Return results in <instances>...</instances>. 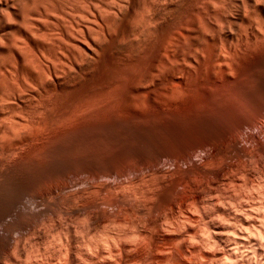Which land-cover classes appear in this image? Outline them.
Segmentation results:
<instances>
[{
    "label": "bare ground",
    "instance_id": "bare-ground-1",
    "mask_svg": "<svg viewBox=\"0 0 264 264\" xmlns=\"http://www.w3.org/2000/svg\"><path fill=\"white\" fill-rule=\"evenodd\" d=\"M114 1L110 0L108 4L111 6L107 5L113 15L117 12V2L115 4ZM165 1L146 0L140 11L137 10L139 7L136 8L133 22L131 20L132 35H128L130 40L125 43L129 42L132 46V49L128 47L133 50V57H138L144 50L149 51L150 62H147L142 73L135 74V83H138L137 89L140 88V92L136 90L139 94L136 92L138 95L135 94L136 97L134 95L130 99L133 97L135 100L140 96L137 104L132 103L126 109L124 102V110L114 106L118 100L123 103L120 100L126 98L122 96V99H117L112 104H108L109 99L105 100V105L100 103V98L96 100L99 102L91 103L89 100L90 103L80 107L73 100L78 105V108L74 106V111L71 107L72 112L68 113V110L64 114L66 109L62 112L58 108L57 112L55 107L50 112H62L63 115L60 114L61 117L56 120L50 118V113V119L45 117V111H49L47 103L52 102L50 98L58 95L59 90L63 92V88L66 90L65 86L77 83L88 72L85 68L87 63L93 58L94 61L98 59L100 37L107 35L98 33L102 27L107 30L105 26L95 22L98 18L86 19L80 23H75V20L73 25L69 23L72 19L65 24L66 21L62 22L64 17L60 21L58 12V18L54 13L59 10V15H62L61 12L67 8L65 3L59 4L60 0H36L31 7L30 4H26V8L21 7L18 11L20 16L17 12L14 14L17 16V20L12 21L13 24L16 23L15 27H10V22L6 27L8 32L0 38V141L7 154L6 160L3 158L0 163L9 166L12 164L10 169L14 167L16 172L13 180L9 181L10 184L4 183L11 185L15 191L6 186L9 192L6 194V189H3L5 186L2 187L1 184L0 191L4 190L5 193L0 192V196L6 194L8 197L13 191L14 201H11V206L14 202L15 207H19L24 196L29 197L28 201L21 200L27 202L28 206H22L23 214H19V218L15 216L17 208L15 214L12 211L16 220L14 222L18 226H13V223L11 227L19 229L20 226L28 235L29 228L33 226L35 229L40 224V219L45 217L44 213L47 212L44 211L49 208L51 211L48 213L54 219L59 218L55 223L51 222L53 226L49 224L51 229L67 233L76 229L80 233L78 237L86 239L85 244L80 245L78 242L80 248H84L81 249L84 251L82 255L78 252L82 258L61 247L65 253L58 254L65 259H61L63 263H59V260L54 264H264V191L260 190L256 194L254 188L258 187L248 179L250 172L255 173L264 160V59L245 65V61L254 59L252 56L257 52H254L256 48L264 45V0H245L246 4H235L238 13L232 24H246L244 34L238 33V28L243 24L237 26V29L233 28V31L229 29L230 20L225 4H214L211 7L206 4L210 8L205 13L212 16L213 20H210L211 17H203L208 27L205 32L200 30L198 18L192 19L195 15H190L193 17L190 20L188 18L189 22L184 26H174L171 15L168 14L177 4H172L169 0L170 4L164 3ZM59 5H64L65 8L61 9L63 7ZM230 8L233 9V6ZM246 9L249 16L245 15ZM81 10L84 11L83 8ZM81 12L79 14L83 16L81 14L85 11ZM67 13L64 10L63 14ZM100 14L102 15L100 12L95 15L101 18ZM116 18L118 19L117 14ZM105 19V24L114 28L111 25L114 24V18ZM9 20L2 22L4 28V23H9ZM127 25L126 23L125 26ZM119 26L124 27L123 24H119L118 28ZM128 27L126 29H131V26ZM169 27L173 29L170 34L167 33L171 31H168ZM113 37L109 38L108 35V39ZM101 49L98 50L104 52L105 48ZM100 53L98 54L101 55ZM119 61L121 62L120 59ZM91 63L94 64L93 61ZM88 68L90 71L89 66ZM143 69L144 67L141 70ZM223 77L230 78L227 81L228 88H224L221 82ZM251 81H255L252 82L255 86L250 85ZM112 92L108 94L112 95ZM98 95L100 97L101 94ZM82 97L85 98L84 95ZM85 99L89 102L87 95ZM130 99H126L128 106ZM119 102L118 106L123 105ZM256 125L262 128L260 133L251 132ZM248 128L250 132L246 131ZM6 168L8 169L5 166ZM245 168L248 169L247 173ZM249 168L251 170L248 173ZM5 172L2 174L0 171L2 178ZM240 174L242 176L238 178L237 175L240 177ZM109 178L112 180L108 181ZM228 184L229 187L233 186L232 189H227ZM242 189L248 190L247 193ZM6 197L3 196L4 199ZM7 199L0 200L4 201L2 204L6 202V208V204L10 202ZM16 201H19L18 205H15ZM20 210L18 208V212ZM8 212L10 214L11 211ZM3 213H0V217ZM62 216L68 220H81L77 219L79 223L74 221L79 224L76 225L72 223L73 220L61 221ZM46 218L48 220L47 215ZM42 220L43 218L41 222ZM4 225L3 222L2 226ZM107 225H112L110 228L113 231L105 233L106 228L101 226ZM99 227L103 228L102 234L108 236L105 239L101 236L98 240L102 242H98L102 244L97 242L99 245H94L92 237L95 234L92 231ZM98 231L95 230V233H99ZM19 232H16L17 235ZM44 233L47 237L50 235ZM102 234H97L94 241ZM8 235L7 238L14 239ZM51 235L49 237L57 240L53 239L56 244L62 242L64 245L61 246L76 250L72 241L74 238L70 234L61 236L62 241L57 239L59 237L55 238L57 234L54 237L53 233ZM52 239L50 238V244L54 242ZM5 241H2L3 245H7ZM28 242L25 240V244L21 241L22 246H30ZM8 243L11 246L14 244L11 240ZM42 243L38 245L42 246ZM92 245L97 247L94 249ZM7 249L9 250H3ZM22 249L20 253L25 251ZM40 252L51 251L48 249ZM29 255L31 254H28V258L26 255V260L24 255L23 260L30 261L31 256H36L33 254L29 258ZM38 255L36 257L40 262L42 256L39 258ZM36 257L31 258V262L37 261ZM46 257L43 258L47 259ZM7 258H11V255L7 254ZM4 259L2 257L3 264ZM50 260L46 263L49 264ZM28 262L23 263L29 264Z\"/></svg>",
    "mask_w": 264,
    "mask_h": 264
},
{
    "label": "rangeland",
    "instance_id": "rangeland-1",
    "mask_svg": "<svg viewBox=\"0 0 264 264\" xmlns=\"http://www.w3.org/2000/svg\"><path fill=\"white\" fill-rule=\"evenodd\" d=\"M29 0H0V38L1 37H3V36H5L6 34H5V32H8L7 30H8V28H6V27H8V25H10V22H11V25H14V26H11L10 25V27H15V25H16V23L15 24H13L17 19V16H15L14 14L16 13V14H18V16H20V14L18 13V11L21 9V7L22 8H26L29 4V6L31 7L32 5L31 4H34V3H36L35 1L36 0H34V1H32V0H30L29 2H28ZM31 1L33 2V3H31ZM62 1V2H61ZM115 1L117 2V4L115 3ZM114 1V3L117 5L116 6V10H117V12H116V14H117V17H118V19H120V20H118L117 18H116V14H114L113 15V11H110V10H108V9H110V7L109 6H111V5H109L108 3L110 2V0H60V2H59V4H63V3H65V5H66V7L67 8H65L64 7V5L62 6H60L59 5V7H63V8H61V9H64V10H66V12H68L67 14L69 15V16H67V14H63V12H64V10L61 12L62 13V15H59V10L58 11H56L55 10V15H56V17H57V13L56 12H58V19H62V17H64V19H65V17H68L67 18V20H64V19H60V21H62V22H64V21H66L65 22V24L67 23V22H69V21H72V19H73V21L72 22H69V23H71L72 25L74 24V21H75V23H80L81 21H85L86 19H93V18H95V20H96V18H98L95 22H97V23H99L100 25L102 24L103 26H105V28L107 29V30H105L103 27L101 28V29H99V31H98V29H97V31H98V33H103L104 35H106V37H104V39H103V37L101 36L100 38H101V40H100V42L101 43H99V44H101V45H99L98 46V48H97V58H96V56H95V59H97L96 61H94V58H93V60H90V62H94V64L93 63H91L90 64V62L89 63H87L88 65H86L87 67H85L86 69H88V72H87V70H85L88 74H90V75H86L87 73H85V75H82L81 76V78H79V80H78V82L80 81V83H75L74 85H71V86H65V88H66V90L67 89H69V90H64V88L62 89L63 90V92L61 91V90H59V92L61 93H57V92H55L54 94L56 95V93L58 94V95H56V96H52L49 100L50 101H52V102H48L47 103V109L49 110H47L48 112L46 113V111H45V117L46 118H49V115L51 114V115H53V116H51L50 115V118L51 119H54V120H56V119H59L62 115H63V113L62 112H64V114L65 113H67L66 111H68V113L69 112H72V111H70L72 108V110L74 111L75 110V108H74V106L76 107V108H78V105H79V107H80V105L81 106H83V105H85V104H87V103H90V101L89 100H91V103L92 102H95L97 99H99L100 100V103H102V104H106V102H105V100H108V101H110L108 104H112V102H114V101H116L117 99H122V97L123 98H126V99H130L131 98V96H134L135 94H139V90H140V88L139 89H137L139 86L137 85L138 83H135L136 82V80L135 79H137L136 78V76H135V74H137V75H139V73H137V72H140V73H142L144 70H145V66L147 67V62L149 63L150 62V55H149V51H142V53H140L139 54V58L138 57H133V50L131 51V49H132V46L130 45V43L128 42V43H125L127 40H130V35H132V33H131V30H132V23H131V20H132V22H133V15H134V13H135V10H136V8L137 7H139V9L137 8V10H139L140 11V9H141V7L143 6V4L145 3V1L146 0H143V1H141V0H115ZM119 1V2H118ZM125 1V2H124ZM170 2H172V4H177V5H175L174 7H173V14H172V12L171 13H169L168 15L170 16V18H171V23L172 24H174V26H179L180 24H181V26H184L187 22H189L188 21V18H189V20L191 19V17H193L194 15H195V17H193L192 19H197L198 21H199V26H200V30L201 31H205V32H207L206 30H208V27L206 26V24L204 23V20H205V18H209V17H211L212 19H210V20H213V17L212 16H210L208 13H205L211 6H214V4H215V6L217 5V6H219L220 4H225L226 6H227V9H226V13H227V11H228V14H229V16H227L228 17V19L230 20V23L232 24L233 23V20L235 21V18H236V16H237V14L236 13H238V11H237V9H236V7H234L235 6V4H246V3H244L245 2V0L243 1V0H238V1H236V0H234V2H233V0L231 1H228V0H176V2H175V0H169ZM178 1H179V3H178ZM183 1V2H182ZM194 1V2H193ZM219 1V2H218ZM122 2V3H121ZM124 2V3H123ZM131 2H133V3H131ZM135 2V3H134ZM137 2V3H136ZM188 2V3H187ZM221 2V3H220ZM222 2H224V3H222ZM226 2V3H225ZM105 3H107V4H105ZM164 3H168V4H170L169 2H168V0H166ZM197 3V4H196ZM208 3V5L210 6H206V4ZM233 3V4H232ZM21 4H23V6L21 5ZM26 4H28V5H26ZM69 4V5H68ZM183 4V5H182ZM185 4V5H184ZM107 5H109V6H107ZM121 5V6H120ZM125 5H126V8L128 9H126L125 8ZM133 5V6H132ZM140 5V6H139ZM142 5V6H141ZM189 5H190V7H189ZM194 5V6H193ZM198 5V6H197ZM231 5V6H230ZM107 6V7H106ZM186 6V7H185ZM201 6V7H200ZM206 7V9H205V7ZM233 6V9L232 8H230V7H232ZM30 7H28V8H30ZM59 7H57L58 9H60ZM70 7V8H69ZM87 8V9H85V8ZM109 7V8H108ZM117 7H119V8H117ZM122 7V8H121ZM183 7V8H182ZM200 7V8H199ZM209 7V8H208ZM56 8V9H57ZM84 9V11L83 10H81V9ZM135 8V9H134ZM174 8H175V10H174ZM191 8V9H190ZM196 8V9H195ZM203 10H202V9ZM208 8V9H207ZM230 8V9H229ZM60 9V10H61ZM90 10V12H89V10ZM178 9H179V11H178ZM193 9H195V10H193ZM229 9V10H228ZM236 9V10H235ZM134 10V11H133ZM137 10H136V12H137ZM205 10V11H204ZM232 10V11H231ZM80 11H82L81 13H87V15H85L84 13L83 14H81V15H83V16H80V14H79V12ZM120 11L122 12V13H120ZM174 11H176V12H174ZM190 11H192V13L190 12ZM199 11V12H198ZM204 11V12H203ZM231 13H230V12ZM237 11V12H236ZM248 11V9H246V11H245V15H248L249 16V12H247ZM249 11H251V10H249ZM22 12V11H21ZM102 13V15H101V18L100 17H97V15H95V14H98V13ZM178 12V13H177ZM180 12H181V14H180ZM198 12V13H197ZM235 12V13H234ZM247 12V13H246ZM119 13V14H118ZM256 13V12H255ZM3 14V17L1 16ZM53 13H51V15H52ZM176 14V15H175ZM206 14H208V15H206ZM228 14H226V15H228ZM231 14V15H230ZM233 14V15H232ZM14 15V16H13ZM51 15L49 14V16L51 17ZM63 15H65V16H63ZM121 15H123V16H121ZM130 15V16H129ZM182 15V16H181ZM186 15V16H185ZM190 15H193V16H190ZM196 15H198L197 17H196ZM236 15V16H235ZM4 16H5V18L7 17L8 19H10L9 20V23L8 22H5L4 24H5V28H4V25L2 24V22L3 21H8V19L6 18V19H4ZM53 16V15H52ZM102 16H103V18H102ZM112 16H114V17H112ZM173 16V17H172ZM175 16V17H174ZM180 16V17H179ZM190 16V17H189ZM233 16V17H232ZM15 17V19H13ZM42 17V16H41ZM41 17H40V19H41ZM53 17H55V16H53ZM56 17H55V19H56ZM109 17H111V18H114V20L112 19V21H114V24L113 23H111V25H113L114 26V28L113 27H109L110 26V24L108 25H106L105 23V21H103V19H105V18H109ZM130 17V18H129ZM177 17V18H176ZM179 17V18H178ZM203 17H205V18H203ZM233 19H232V18ZM132 18V19H131ZM173 18V19H172ZM175 18V19H174ZM2 19H4V20H2ZM79 19V20H78ZM100 19V20H99ZM101 19H102V21H101ZM123 19V20H122ZM181 19H183L184 21H186V22H184V21H182ZM186 19V20H185ZM1 20H2V22H1ZM98 20H99V22H98ZM105 20H107V19H105ZM129 20V21H128ZM173 20V21H172ZM12 21H14L13 23H12ZM115 21H116V24H115ZM117 21H119L118 23H117ZM128 24L127 26H125V22ZM201 21H203L202 23H201ZM101 22V23H100ZM7 23V24H6ZM18 23H19V19H18ZM17 23V24H18ZM104 23V24H103ZM130 23V24H129ZM204 23V25L203 26H201L202 24ZM229 23V25H228V27H231V28H229L230 30H235V29H233V28H236L237 29V26L238 27H240L239 25H242L243 23H237L236 25H234V24H230ZM122 25L123 24V28H122V26H119V28H118V25ZM177 24V25H176ZM184 24V25H183ZM115 25H117V26H115ZM131 26V29L129 28L130 26ZM109 27V28H107V27ZM129 26V27H128ZM233 26V27H232ZM235 26V27H234ZM244 26L247 28V26H246V24H243L242 26H241V28H238L239 29V32L238 33H240V32H242V34H244V31L243 30H246L245 28H244ZM126 27H128L129 29H126ZM171 27H173V26H171ZM243 27V28H242ZM115 28H118V29H116L115 30ZM201 28H203V29H201ZM207 28V29H206ZM102 29H104V31H102ZM110 29V30H109ZM123 29V30H122ZM169 29V30H168ZM167 30L168 31H170V27L168 28ZM4 30V31H3ZM110 32H112V33H110ZM112 30V31H111ZM128 30V31H127ZM114 31H116V32H114ZM128 32V33H127ZM173 32V29H171V31L170 32H167V33H172ZM100 34V35H103V34ZM106 33V34H105ZM124 33V34H123ZM131 33V34H130ZM111 34V35H110ZM116 34V35H115ZM165 34H166V32H165ZM169 34H166V35H169ZM3 35V36H2ZM108 35H109V38L110 37H113V35H114V37L113 38H111V39H108ZM122 35V37H120ZM129 35V36H128ZM129 37V38H127V37ZM125 37H126V39H125ZM105 38H107L109 41H107V39H105ZM131 38H132V36H131ZM121 39V40H120ZM105 40V41H104ZM114 41H115V45H114ZM123 41V42H122ZM102 42H104L103 44H102ZM106 42H107V44H106ZM121 42H122V44H121ZM108 43L110 44V45H108ZM113 44V45H112ZM129 44V45H128ZM118 45V46H117ZM124 45H126L127 47H125ZM101 46H102V49H101ZM104 46V47H103ZM123 46V47H122ZM128 46H130V48L128 47ZM264 46V45H263ZM263 46H260L259 48L257 47L256 48V50L254 51V52H256V53H254V55L252 56V57H254V59L252 60V58L250 59V60H247V61H245V65L247 64H250L252 61V63L253 64H255V63H257V61H259V62H261L263 59H264V47ZM122 47V48H121ZM125 47V48H124ZM101 49V50H103V48H105L104 49V52L103 51H100V50H98V49ZM127 48V49H126ZM260 48H261V50H260ZM263 49V50H262ZM114 51V52H113ZM123 53H122V52ZM131 51V52H130ZM259 51H261V52H259ZM100 52H102V53H100ZM106 52V53H105ZM116 52V53H115ZM98 53H100L101 55H99ZM258 53H259V55H258ZM123 54V55H122ZM257 54V55H256ZM103 55V56H102ZM102 56V57H101ZM124 56V57H123ZM263 56V57H262ZM130 57V58H129ZM148 57V58H147ZM117 58V59H116ZM122 58V59H121ZM129 58V59H128ZM132 58V59H131ZM257 58H259V59H257ZM119 59L121 60V62L119 61ZM256 59V62H254V60ZM262 59V60H261ZM126 60V61H125ZM98 61V62H97ZM140 61V62H139ZM96 62V63H95ZM133 62V63H132ZM135 62H136V64H135ZM247 62V63H246ZM120 63V64H119ZM93 64V65H92ZM252 64V65H253ZM92 67H91V66ZM123 65V66H122ZM133 65V66H132ZM251 65V64H250ZM88 66L90 67V71H89V68H88ZM94 66V67H93ZM134 66H135V68H134ZM141 67V68H140ZM144 67V69L143 70H141L142 68ZM94 68V69H93ZM130 69V70H129ZM92 70V71H91ZM132 70V71H131ZM92 72V73H91ZM130 72V73H129ZM130 75H131V77H130ZM83 76H84V78H83ZM85 76L87 77V78H85ZM133 76V77H132ZM89 77V78H88ZM126 77V78H125ZM117 78V79H116ZM123 78V79H122ZM132 78V79H131ZM134 78V79H133ZM225 78V79H224ZM228 79V80H227ZM115 80V81H114ZM117 80V81H116ZM120 80V81H119ZM132 80V81H131ZM133 80H134V83H133ZM230 80V78H227V77H223L222 78V80H221V82H222V84H223V86H225L224 88H228V82L227 81H229ZM252 82H254L255 83V81H251V82H249L250 83V85L253 87V86H255V84L253 83L252 84ZM109 83H110V85H109ZM112 83V84H111ZM117 83V84H116ZM128 83H129V85L130 86H133V84H134V86L133 87H136V85H137V87L134 89L133 87H131V89H130V86H128L127 87V85H128ZM108 84V85H107ZM75 85H76V87H75ZM114 85V86H113ZM125 85V86H124ZM105 86V87H104ZM112 86V87H111ZM67 87H69V88H67ZM73 89V90H71V88ZM79 87V88H78ZM101 87V88H100ZM104 87V88H103ZM114 87H116V88H114ZM118 87L120 88V89H118ZM78 88V89H77ZM111 88H114V89H111ZM127 88H129V89H127ZM100 89V90H99ZM98 90V91H97ZM107 90H109V91H107ZM114 90H115V92H114ZM122 90V91H121ZM133 90V91H132ZM134 90H135V92H134ZM136 90H138L139 92H137ZM68 91H70V92H68ZM73 91V92H72ZM101 91V92H100ZM102 91H103V94H102ZM105 91V92H104ZM113 91V92H112ZM120 91H121V95H120ZM128 93H127V92ZM71 92H72V94H71ZM100 92V93H99ZM107 92V93H106ZM108 92H110V94H111V92H112V95H113V98H115V99H113L112 98V95H110V94H108ZM125 92V93H124ZM130 92V93H129ZM132 92V93H131ZM137 92V93H136ZM66 93V94H65ZM86 93H88V94H86ZM106 93V94H105ZM118 93V94H117ZM123 93V94H122ZM126 93H127V95H126ZM91 94H92V97H89V96H91ZM98 94H101L100 95V97H99V95ZM105 94V95H104ZM114 94H116V95H114ZM131 94H133V95H131ZM137 94V95H138ZM82 95H84V97L86 98V95H87V97H88V101L89 102H86L87 101V99H85V98H83L82 97ZM89 95V96H88ZM98 95V96H97ZM108 95V96H107ZM118 95V96H117ZM123 95H125V96H123ZM130 95V96H129ZM58 96V97H57ZM64 96V97H63ZM80 97V99H79V97ZM98 97V98H95V97ZM102 96L104 97V98H102ZM106 96V97H105ZM111 96V97H110ZM119 96H120V98H119ZM122 96V97H121ZM55 97H57V99L55 98ZM68 97V98H67ZM93 97H94V99H93ZM107 97H109V98H107ZM117 97V98H116ZM135 97H136V95H135ZM134 97V98H135ZM140 96H138V98H139ZM55 98V99H54ZM59 98H62V99H59ZM77 98H78V100H77ZM91 98V99H90ZM101 98H102V100H101ZM137 98V99H138ZM53 99V100H52ZM76 99V100H75ZM83 99V100H82ZM111 99H113V100H111ZM126 99H122V100H120L121 102H123V103H120L119 102V100L118 101H116L115 103H116V105H115V103H114V106H116V108L117 109H123L124 108V102L126 103V105H127V107L125 106V108L127 109L128 107H131L132 105V103L135 105V104H137V99H133V97H132V100L130 99V102H129V106H128V103H127V101H126ZM48 100V101H49ZM76 101V103L78 104H76L74 101ZM80 100V101H79ZM99 100L98 101H96V102H99ZM58 101V102H57ZM62 101H64V102H62ZM71 101H72V103H73V105H72V103H71ZM80 102V103H78V102ZM82 101H83V103H84V101H85V103L83 104L82 103ZM103 101L105 102V103H103ZM60 102H62L61 104H60ZM120 103V104H123V105H119L118 106V104L117 103ZM136 102V103H135ZM56 105H55V104ZM66 103H67V106H66ZM77 105H75V104ZM82 103V104H81ZM50 104L53 106V104H54V106H53V108H52V106H50ZM58 104V105H57ZM64 106H63V105ZM71 104V105H70ZM60 105V106H59ZM69 105V106H68ZM50 106V107H49ZM63 106V107H62ZM111 107H113L112 105H110ZM120 106H122V107H120ZM55 107H57L56 109H61L62 110V112H60V113H57L58 111H59V109L58 110H55V111H57V112H55V113H53V111H54V109H55ZM61 107V108H60ZM66 107V108H65ZM70 107V108H69ZM72 107V108H71ZM119 107V108H118ZM50 108V109H49ZM52 108V109H51ZM113 108H115V107H113ZM64 109H66V110H64ZM121 109V110H122ZM50 110H53L52 112H50ZM64 110V111H63ZM124 110V109H123ZM50 113V114H49ZM48 114V115H47ZM60 114H61V116H60ZM57 116V117H56ZM60 116V117H59ZM59 117V118H58ZM49 118V119H50ZM257 127H252V129H251V132L253 131H255V132H257V131H259L258 133H260V131H262L261 129L262 128H259V125H256ZM249 129V128H248ZM248 129H246V131L248 132H250V129L248 130ZM254 132V133H255ZM262 133V132H261ZM242 134L240 133V136H241ZM263 136V135H262ZM242 137V136H241ZM0 152L1 153H3V154H0V161H5L6 160V158H7V154L5 153V147L3 146L2 147V143H1V141H0ZM2 148H3V150H2ZM89 150H90V148H89ZM5 154V155H4ZM1 155H3L2 157H1ZM6 156V157H5ZM4 158V159H3ZM3 159V160H2ZM2 163V164H1ZM0 163V167H1V165H2V167L0 168V171H1V173L3 174V172H5L4 173V176H6V177H4L3 176V178H5V179H3L1 176H0V178H2L1 180V182H0V186H1V184H2V187L3 186H5V188L3 187V189L5 190V192H6V194H8L9 192L7 191V188L9 189L10 188V190H12L13 188H12V186L11 185H9L10 183H9V181H11V180H13L12 179V177H14V175H16V172H15V169H14V167H11V169H10V166H13L11 163H9V164H11L10 166L8 165V164H5V163H3V162H1ZM6 167H8V169H10V171L6 168L5 169V166ZM3 168V169H2ZM251 169H252V167H250ZM249 168V171H248V173L250 172V169ZM5 170V171H4ZM11 170H12V172H11ZM246 170V171H245ZM245 172L247 173V170L248 169H246L245 168ZM253 170V169H252ZM3 171V172H2ZM7 172H9V173H7ZM252 172V171H251ZM250 172V174L251 175H249V181H251L253 184H254V186L256 185L258 188H259V190H258V188H254V190H255V193L257 194L258 193V191L260 192V190L261 191H264V160L263 161H261L260 162V165H259V167H258V170H256V172L255 173H251ZM0 173V175H2ZM14 173V174H13ZM257 174V175H256ZM11 176V178H10V176ZM115 175V174H114ZM254 175V176H253ZM238 176V178H241V174H240V177H239V175H237ZM245 176H247V175H245ZM8 177H9V179H8ZM112 177H114L113 176V174H112ZM6 178H7V180H6ZM259 178V179H258ZM263 178V179H262ZM256 179V180H255ZM6 180V181H5ZM109 180H112L111 178H109L108 179V181ZM106 181H107V179H106ZM4 183H9V184H4ZM262 184V185H261ZM6 186H8L7 188H6ZM10 186V187H9ZM255 186V187H256ZM260 186V187H259ZM228 187H229V184H228ZM227 187V189H230L231 187H233V186H231L230 185V187L228 188ZM12 188V189H11ZM0 189H2L1 187H0ZM232 189V188H231ZM4 190H3V192H4ZM253 190V191H254ZM13 191H15L14 189H13ZM12 191V193H10L9 195H10V197H9V195H7L8 197H6L5 195H3L4 193L2 192V190L0 191L1 193H3L2 195L4 196V197H6L5 199H7V201L9 200L10 202H8V203H10V205L8 204H6V206H7V208L5 207V203L4 204H2L1 202H4V201H0V204H2V205H0V207L1 206H4V207H1V209L0 210H3L2 208H4L5 210H3L2 212H4L3 214L5 215V213L7 214V215H3L2 214V216L0 217V243H2V244H0L1 246H0V253H2V251H4L5 252V256L3 255V253L2 254H0V255H2V256H0V259L2 260V257H3V259L5 260V264H14L15 262H16V264L19 262V260L21 259V262L23 263V262H28L29 260H27V261H24L23 260V256H24V258L26 257V255H27V258H28V254H31V255H35L36 254V256L38 255V254H41V252L40 251H42V250H45V251H48V249H49V251H51V252H42V254L43 253H45L44 255H42L41 254V256L40 255H38V257L43 261V259H45V258H43V257H46V254H47V256L48 257H46L47 259H45L44 261H43V263H41V260H40V262H39V259L36 257V256H33L34 258L36 257V259H37V261H34V262H31L32 261V259L31 258H33L31 255H29V258H30V256H31V258H30V261L28 262L29 264H33V263H36V264H48V263H46V262H48V260H50L51 262H49V264H54L55 262L57 263L59 260H61V259H63V261H64V257L62 256V255H59L58 253H65L64 251V249H66V251L67 250H70V251H67V252H69V253H71V254H73V255H75V256H77V257H83V256H81L83 253L82 252H84L83 250H84V248H82L83 246H81V248H80V246H79V243H80V245H82V243H84L85 244V238L83 237V238H81V236H79L78 237V235H80V233L79 232H76V229L74 230L75 231V234H74V231L72 232V231H70V232H66V231H62V230H55L53 227V229H51V226H53L54 224H52L55 220H57L58 221V219L59 218H53V216H51V213L49 214L48 212H50L51 210L49 209V208H47L44 212H47V213H44L43 211H42V213H44V216L45 217H42L43 216V214H42V216H40V217H42L43 218V220H42V222H41V219L38 217L37 218V221L39 222V220L38 219H40V224H37V226L35 227V229L34 228H32V227H30V228H32V229H30L29 228V230L30 231H28L29 233H27L28 235H26V233L25 232H23L22 231V227L20 228V226H19V229H17L16 227L18 226L14 221H16L13 217H18L19 216V214H23V208H22V206L24 207L25 206V204H26V206H28L27 205V202H25V201H28V196L27 197H25L24 196V199H26L24 202H22L24 199H21L20 200V204H24V205H20L19 204V201H16L17 202V204L15 203V205H18L19 204V207H15L14 206V202H12V206H11V201H14V199H13V196H14V192ZM242 191L244 192V193H247V191L246 190H243L242 189ZM8 192V193H7ZM11 192V191H10ZM1 195V194H0ZM3 196H0L1 198H2V200H5L4 198H3ZM12 196V197H11ZM1 198H0V200H1ZM11 206V207H10ZM14 206V207H13ZM25 206V207H26ZM228 206H230V205H228ZM8 207L10 208V209H8ZM21 207V208H20ZM24 207V208H25ZM231 207V206H230ZM17 208V209H16ZM18 208H19V210L20 209H22V210H20L19 212H18ZM28 208V207H27ZM6 209H8L9 211H11L10 212V214H9V212H8V210L6 211ZM15 209H16V215L15 216H12V214H13V212H14V214H15ZM26 210V209H25ZM6 211V212H5ZM13 211V212H12ZM1 211H0V213H2ZM18 212V213H17ZM21 212V213H20ZM9 214V215H8ZM13 214V215H14ZM49 214V215H48ZM46 215H47V217H48V220H47V218H46ZM7 216H9V218L7 217ZM12 217V219H10ZM52 217V219H50L49 220V218H51ZM1 218H3L4 220H2ZM19 218V217H18ZM44 218H46V219H44ZM67 217H65V219H66ZM14 219V220H13ZM17 219V218H16ZM64 219V217L62 216V218L60 219L61 221H63V222H65V221H67L68 220V218L65 220ZM78 218H76V219H74V218H70L69 220H73L72 221V223L73 224H76V225H79V224H77V223H75L74 221H77L78 222V220H81V218H79L78 220H77ZM6 220V221H5ZM12 222V220H13V222L11 223L10 221ZM44 220H46V221H44ZM68 220V221H69ZM7 221H8V223L10 224V226H9V224H7ZM47 221H50V222H47ZM4 222V226H2V223ZM44 222V223H43ZM52 222V223H51ZM56 222V221H55ZM54 222V223H55ZM70 222V221H69ZM14 223V224H13ZM47 223V224H46ZM79 223V222H78ZM12 224H13V226H16V227H11L12 226ZM16 224V225H15ZM42 224H45V225H42ZM51 226H50V225ZM80 224H82L81 222H80ZM43 226H44V228H43ZM46 226H49L50 228L48 229V227H46ZM8 227V228H7ZM9 227H11V228H9ZM41 227V228H40ZM101 227H105L104 229V231H105V233H108V232H111V231H113V229L112 228H110V227H112V225L111 226H101ZM101 227H99L100 229H102V231L99 229V228H97L98 230H100V231H98L97 229H94L93 231H92V233H93V237H92V241L94 242V245H95V243H97L98 241H100V240H98V239H101V236H102V238H106L107 236H108V234L106 235V234H102V232H103V228H101ZM16 228V229H15ZM47 228V229H46ZM41 229V230H40ZM108 229V231H106ZM112 229V230H111ZM16 230H20V232L19 231H16ZM34 232H33V231ZM35 230H36V232H35ZM39 230V231H38ZM46 230V231H45ZM48 230V231H47ZM52 230V231H51ZM53 230L56 232V231H58V232H53ZM95 230H96V232L98 231L99 233H95ZM49 231H51V232H49ZM6 232V233H5ZM14 234H13V233ZM16 232H19L20 234H21V236H22V238L20 239L19 237H21L20 236V234L19 235H17V233ZM24 233L23 235H22V233ZM47 233V234H50V235H48V237L49 236H52L51 234L53 233L54 235H53V237L55 236V238L56 237H59V238H57V239H61V241H62V238L64 237V236H68L69 234L71 235H73L74 234V236H76V237H74V236H72L74 239H76V238H78V239H76L75 241H74V239H72V237H71V239H72V241H73V245H75V248H76V250L75 249H71V248H68L67 246H63L64 244L61 242H59V244H56V242H57V240L56 239H52V237H47V235L45 234V233ZM63 232H66V233H64V234H61V233H63ZM10 235H8V234ZM35 233V234H34ZM43 233L46 235H43ZM76 233H79V234H76ZM3 234V235H2ZM12 234V235H11ZM39 234V236L43 239V241H42V239L39 237H37V235ZM42 234V235H41ZM99 234H102V235H100V237L99 238H96V241H94V238L95 237H97ZM7 235L9 236V237H13L14 239H15V237H16V239L14 240V239H10V238H7ZM24 235H26V236H24ZM33 235H34V237H33ZM59 235V236H58ZM104 235V236H103ZM106 235V236H105ZM1 236H3V238L1 237ZM5 236H6V238H5ZM19 236V237H18ZM29 236V237H28ZM61 236H63V237H61ZM92 236V235H91ZM11 237V238H12ZM18 237V238H17ZM29 238V240H27L28 238ZM33 238V239H31V238ZM44 237H45V239H44ZM46 237H47V239H48V242H47V240H46ZM70 237V236H69ZM1 238H2V241H5V240H3V239H6V241H5V243L8 245H3V242L1 241ZM37 238V239H36ZM50 238L54 241L53 243L51 242V244H50ZM104 238V239H105ZM8 239H10L11 240V243H14V244H16V245H14V244H12V246H11V244H9L8 242H10V240H8ZM35 239V240H34ZM40 239V240H39ZM80 239H82V240H80ZM103 239V240H104ZM8 240V241H7ZM16 240L18 241V242H16ZM20 240V241H19ZM25 240H26V242H28V244L30 243L31 245L30 246H27L26 245V247H25V245L24 246H22L23 244L22 243H25ZM32 240V241H31ZM39 240V241H38ZM21 241H22V243H21ZM35 241V242H34ZM38 241V242H37ZM43 243H42V242ZM83 241V242H82ZM33 242V243H32ZM40 242V243H39ZM77 242V243H76ZM79 242V243H78ZM100 242H102V241H100ZM100 242H98V243H100ZM35 243V244H34ZM37 243V244H36ZM43 244L42 246H40V245H38V244ZM44 243H46V244H44ZM97 243V245H99ZM25 244H27V243H25ZM35 245V247H34V245ZM50 244V246H48ZM53 244V245H52ZM61 244H63L62 246H61ZM93 244V243H92ZM100 244H102V243H100ZM46 245V246H45ZM59 245V246H58ZM66 245V244H65ZM97 245L96 246H91L92 248H94L95 249V247H97ZM17 246V247H16ZM52 246V247H51ZM3 247V248H2ZM12 247V248H11ZM21 247H23V249L21 248ZM38 247H39V250H38ZM42 247H44L42 250H41V248ZM45 247H47V248H45ZM57 247H63L64 249H62L61 248V250H60V248H57ZM79 247V248H78ZM85 247V246H84ZM90 247V250H92V248ZM6 248H9V250L7 249V251L6 250H3V249H6ZM25 248V249H24ZM30 248V249H29ZM35 248V249H34ZM11 249V250H10ZM17 249H19V250H17ZM21 249L22 250H25L24 252L22 251L21 253H20V251H21ZM47 249V250H46ZM51 249H53V250H51ZM56 250V252L58 251V249L60 250V251H58L57 253L55 252V250ZM80 249V250H79ZM81 249H83V250H81ZM94 249H93V252L92 253H94ZM31 250V251H30ZM36 250H38L36 253H35V251ZM72 250V251H71ZM79 250V251H78ZM10 251V252H9ZM14 251V252H13ZM19 251V252H18ZM29 251V252H28ZM33 251V252H32ZM57 255H55L53 252ZM62 251V252H61ZM81 251V252H80ZM72 252H74V253H72ZM81 254H79V253ZM90 252V253H91ZM17 253H19V254H17ZM24 253V254H23ZM38 253V254H37ZM51 253V254H50ZM7 254L9 255H11V258H7ZM51 255V256H54L55 257V259L56 260H54L53 261V258L54 257H51V256H49V255ZM52 254H54V255H52ZM13 255V256H12ZM18 255H20V257H18ZM61 256L63 257V258H61ZM50 257V259H48ZM13 258V259H12ZM19 258V259H18ZM43 258V259H42ZM60 258V259H59ZM9 259V260H8ZM17 259V260H16ZM36 259H33V260H36ZM100 259V258H99ZM0 260V263L1 264H3L4 262H3V260L1 261ZM6 260H8L7 262H6ZM23 260V261H22ZM25 260H26V258H25ZM11 261H15L14 263L13 262H11ZM53 261V262H52ZM63 261L61 260V261H59V263H63ZM3 262V263H2ZM21 262H19V264H22ZM23 264H27V263H23Z\"/></svg>",
    "mask_w": 264,
    "mask_h": 264
}]
</instances>
